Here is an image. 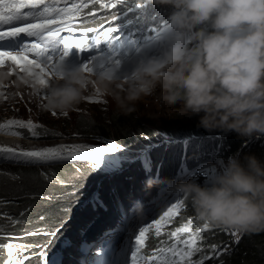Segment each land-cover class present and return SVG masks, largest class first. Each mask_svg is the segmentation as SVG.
I'll return each mask as SVG.
<instances>
[{"label": "clouds", "instance_id": "1", "mask_svg": "<svg viewBox=\"0 0 264 264\" xmlns=\"http://www.w3.org/2000/svg\"><path fill=\"white\" fill-rule=\"evenodd\" d=\"M149 2L173 8L170 32L154 55L131 56L122 61L126 72L123 76L118 74L119 64L106 67L104 60L92 72L83 67L69 70L64 61H59L49 69L51 77L32 69V74L20 77L17 87L28 86L33 96L43 93L44 108L52 113L69 114L88 96L100 94L115 104L118 114L129 116L137 110L138 102L154 97L160 105H180L179 116L200 115L198 126L208 132H235L247 139L264 136V0ZM152 18L157 20L159 15L151 11L146 20ZM130 64H134L131 71ZM5 79L7 74L0 73V84ZM41 79L47 83L41 84ZM4 130L0 133L13 135ZM158 136L155 138L160 139ZM181 137L185 138L182 143L197 139L195 133ZM10 161L1 163L41 165L40 161L35 165ZM175 163L184 175L185 166ZM217 168L205 186L194 180L177 182L157 177H149L145 184L151 188L164 183L192 205L200 221L213 227L242 233L264 231V164L255 156H246L243 163L235 156L227 164L220 161ZM85 207H89L86 212ZM92 209L86 197L82 198L72 212L73 219L78 211V221L83 215L89 220ZM35 253L25 256L31 259Z\"/></svg>", "mask_w": 264, "mask_h": 264}, {"label": "trees", "instance_id": "2", "mask_svg": "<svg viewBox=\"0 0 264 264\" xmlns=\"http://www.w3.org/2000/svg\"><path fill=\"white\" fill-rule=\"evenodd\" d=\"M161 6L168 9L169 13L173 12L171 6ZM156 13L157 11H153V15ZM137 124L135 114L129 116L116 114L113 118L108 117L107 123L103 120L82 117L76 123V128L74 125L73 128L80 133L81 137L98 139L102 143H104L103 137L122 136L124 139L119 146L130 149L136 141H146L147 138L144 137L155 140L156 134L153 130L138 129ZM198 125L197 122H191L181 126L180 129L169 130L166 133L180 136L195 133L197 139H203L202 145L194 143L199 140L166 145L162 148L166 154L163 160L157 157L148 159L151 163L149 171H135L130 175L116 176L105 181L102 180L104 177L102 173L105 172L103 167L97 169L65 163L40 169L38 166L7 165L4 171L0 172V229H2L0 230V247L14 244L19 247L20 257L38 251L47 242L49 243L50 233L66 220L71 211L75 210L76 204L82 198L96 192L98 194L96 200L89 204L90 207H93L89 213L91 215L89 220L86 215L81 216L79 221L76 216L71 220L78 230L72 245H68L63 253L66 252L65 257L74 255L79 244L93 235L87 234V227L90 224L96 222L97 230L101 228L105 230L121 225V222L135 208L140 209L143 205L158 202L160 196L165 199L169 195L171 197L168 201L169 204L182 200L178 195H172L171 189L167 188L164 183H158L157 186L151 188L146 186L145 181L149 177L175 180L172 170L164 169L161 173L163 163H182L185 166L188 179L205 186L203 184L209 178L206 173L198 170L211 157L215 156L214 146H217L225 157L239 156L243 163L246 156H255L264 164V136L247 139L240 137L235 132H230L225 133L227 136L222 139L215 140L214 135L219 134L218 131L208 132ZM49 131L41 133L37 131L38 135L33 136L31 132L22 128L4 130L10 134L19 133L18 136L27 139H55L54 136L48 135ZM76 172H80V174L76 178H71ZM181 176H183V171H181ZM106 185L108 187H104ZM74 192L76 195L73 194ZM78 193L79 196L76 197ZM99 196L103 198L101 202L97 200ZM180 213H184L183 216L167 228L169 233L164 236L155 234L150 237L146 249L143 251L148 255L147 257L157 254L160 248L172 246L184 248V245L177 243V238L170 234L191 220V234L196 235V247L199 249L191 257L194 264L206 256L210 258L204 259V264H264V231L242 233L238 243L233 245L234 248H231V246H227L229 240L227 230L211 225L207 229H203L204 222L196 216L190 203L183 201ZM156 214L158 213L156 212ZM84 217L87 222H84ZM88 223L89 225L86 227ZM33 233L35 234L33 235ZM189 235L190 233H181L179 239L182 241ZM20 246L25 247L21 249ZM217 253L219 254L217 255ZM29 260L30 258L23 264H29ZM70 260L72 263L76 262L77 256H73Z\"/></svg>", "mask_w": 264, "mask_h": 264}, {"label": "rangeland", "instance_id": "3", "mask_svg": "<svg viewBox=\"0 0 264 264\" xmlns=\"http://www.w3.org/2000/svg\"><path fill=\"white\" fill-rule=\"evenodd\" d=\"M97 40L99 39H91L89 40V44L97 43ZM140 43H141V39H136V37L132 36L130 33L128 39L124 38V40L122 41H117L116 39L111 40L109 45L105 49L106 56L105 58H103V60L106 62L105 66L111 67L113 64H118V63L120 64L122 61L130 58L136 53V51H138V48L136 49L135 45ZM89 63L90 60L88 59L87 64ZM9 66H11L10 68L13 69V74L12 75L7 74V79H5L2 84H0V124H4L8 120H23L25 122L31 120L34 124L38 126L36 131L41 133L43 131L50 130L48 135L55 137V139L50 140L48 142H38L34 140L26 141L24 139L19 138L21 141L18 145L15 146V149L42 150L45 148H59V147H69L70 149L71 146H84L85 149L91 151L96 148L110 146L111 143H115L118 146L119 144L122 143V140L124 139V137L122 136L111 135L109 138L103 137L102 140L104 143H102V141L98 139L94 140V139H88L86 137L85 138L81 137L80 133L78 131H75L73 128V125L76 128V123L82 117H89L92 120L95 119L98 121L103 120L107 123L108 117L113 118L116 114H118L115 104L110 99H106L103 95L95 94L92 96H88L80 105H78L75 111H72L67 116L60 113H56V115H53L52 112H49L44 108L43 93H41L39 96H33L31 93V89L28 86H23L19 88L17 87V82L20 79L19 76H23L24 74H22L18 69L14 68L11 62L9 63ZM7 68L8 67L6 66L0 67V73L1 72L7 73L8 72ZM97 100H99L100 103L93 102ZM179 108L180 105L168 106V105L157 104L155 102L154 97H146L137 103L136 105L137 110L134 113H132L135 114L137 117L138 124L136 125V127L138 129L153 130L156 135L160 136L159 138H161V140L162 138H165L164 140L166 141H162L161 143V141H157L158 139L155 140L145 139L146 141H136V143L133 144L132 145L133 147H131L130 149L121 148V146H119V151L115 153H109L112 156H115L116 154L120 157L119 158L120 161L118 160L119 168L112 171V172L115 171L114 177L130 175L131 173H133V171H137V172L141 170L149 171L151 166L150 161H147L146 163L144 161V163L138 164L139 167L136 166V164L142 160V158H138L139 156H141L140 154L142 152H145L147 154L151 151V149L157 148L155 149L157 150V152L154 151L155 152V153L153 152L154 156L153 155L152 156L154 158L157 157L163 160L166 154L164 153L163 149L160 151L158 150L161 149V147H163L164 144L167 143H169L170 145L176 143L182 144L183 139H175V140L168 139L170 137H178V134L176 136H168L166 132L169 130L180 129L181 126H184L185 124L191 122L199 123L200 115L179 116V113L177 111V109ZM17 128L19 127L11 126L10 128H6V129L15 130ZM22 129H26L27 131H29L27 128H22ZM217 131L219 134L214 135L215 140L222 139L224 136H227L222 134V132H220L219 130ZM186 140H188L189 142L191 140H199L198 142L195 141L194 143H198L199 145H202L201 143L203 139L189 138ZM213 150L215 152V156L212 157V159L208 162L207 166L203 169V171L206 173L207 177L210 180H212V178L216 174L218 170L217 166L220 161H223L225 164H227L229 159L234 157V156H228V157L223 156L222 151H220L217 146H214ZM105 158L108 159L113 157H105ZM1 162L3 161H0V163ZM36 162L37 161H34L33 164L31 165H35ZM65 163L74 164V165L86 163L87 166L93 168L90 161L83 159L41 162V165H35V166H38V168L41 169L44 167L50 168L49 166L65 164ZM144 165H146V168L144 167ZM6 166H7L6 163H1L0 172L4 171V168ZM121 168L122 171L120 170ZM164 169L172 170V172H174L176 176L175 181L177 182L189 181L185 172L184 175L181 176L180 170L177 167L176 163H163L161 173H163ZM105 172H107L106 176L109 177L110 172L108 171ZM105 172L103 171L102 174H104ZM79 174L80 172H76L73 174V177L71 178H76ZM190 175L192 176L193 174ZM73 194L76 195V192H74ZM171 194L175 195V193L173 192ZM169 203H167V201H165V199H162V196H160L158 197V202H153L146 206L143 205L140 209L135 208L121 222V225L115 227L114 229L108 228L102 230L101 228L97 230L98 224L96 222L94 224L93 223L90 224L87 227V234L88 235H91L93 233L94 234L93 236L84 239V242L79 244L76 252H74V256L75 257L77 256L76 261L78 262L79 260H81L80 262L81 264H87V261L97 254V252L99 251V246L106 241L113 240L116 246H121L124 242L128 241L129 237L132 236L133 231H138L139 228L144 227L148 224H153L157 219H160V217L167 210V208L172 205ZM165 206L167 207L165 208ZM88 208L89 207H85L84 212H86ZM162 208L165 209L162 211ZM156 212L159 213L158 218L154 220V222H151ZM74 213L78 217V211H75ZM176 215L173 216L171 218V221L163 227L161 233L165 231V228H167L171 222L175 221L177 217ZM118 228H120L121 231L118 232L117 231ZM77 230L78 228L74 225V223L67 224L66 228L62 230L61 235L59 234V239H57V237L53 239L52 242L56 243L53 244L55 245L53 246V248L57 247V250L53 253L50 252L47 253L48 257L50 258L49 261H51V263L49 264L62 263L64 259V253L62 254V251L63 249H66L69 243H71L74 240ZM226 230H227L226 233L229 237V240L227 241L228 243L227 246H231V248H234L233 245H236L238 243V240L240 239L242 232L229 230V229ZM165 233L167 234L168 232ZM233 233H237V234L233 235ZM153 235H155V229H151L146 234L144 247L141 249L142 251L146 249L148 240ZM57 244L59 245L56 246ZM9 245H12L14 248V256L18 258L20 257L21 252L19 251V247L15 246L14 244H7L5 246H1L0 254L2 255L0 256V264H6V262L9 260L8 251H7ZM85 246L88 247L89 249L88 251H85ZM50 248H52V246L49 247V249ZM38 252L39 251H36V255L29 260V264H42L40 256L37 255ZM28 257H30V255ZM20 259L23 260V258Z\"/></svg>", "mask_w": 264, "mask_h": 264}, {"label": "snow or ice", "instance_id": "4", "mask_svg": "<svg viewBox=\"0 0 264 264\" xmlns=\"http://www.w3.org/2000/svg\"><path fill=\"white\" fill-rule=\"evenodd\" d=\"M99 3L101 8L115 9L118 3L123 0H116V3H103L101 0H0V40L13 39L21 34L35 39L26 45L25 50L21 53H12L8 51H0V67L5 66L6 62H11L14 68L18 69L22 74H32V69H39L40 73L51 77L52 72L49 69L56 63L53 58L47 57V53L56 48L58 45L63 46V57H67L73 48L86 51L88 48L87 33L96 32L98 37L106 39L117 31L115 27H107L103 32L96 28L82 27L77 29L76 25L87 24V20H79L83 9L89 4ZM91 15H95L92 13ZM115 19V13H113ZM103 27V25H101ZM81 31L85 35L76 38L73 33ZM65 33V35H61ZM101 39V38H100ZM100 41L97 40V43ZM31 55V58L29 56ZM47 60L45 62V58ZM63 57L60 61H63ZM83 69L86 72L94 70L93 65L85 64ZM41 84H46L44 79L40 80ZM43 98L46 97L43 95ZM100 103L99 100L93 101ZM56 115V113H53ZM67 116L68 114H64ZM17 126L19 128H27L33 136H37V125L31 120L25 122L23 120H8L4 124H0V130ZM19 135V133H12ZM119 151V146L111 143L110 146L100 147L94 150H87L84 146H71L59 148H45L42 150H17L10 147H0V157L15 161H57L70 159H83L91 162L93 168L103 167L105 171H113L118 168V158L106 159V154ZM183 207V201L172 204L163 213L160 219L153 224H148L133 231L128 241L121 246H116L113 240L104 242L99 246L97 254L87 261V264H194L191 259L194 252L199 251L196 247L197 237L192 233L191 220L183 227L177 228L171 232V236L177 238V243H182L184 248L176 246L158 249L157 254L147 257L141 254L144 247L146 234L155 229V234L160 235L163 227L171 221V218L180 212ZM209 224L204 223L203 229H207ZM202 229V230H203ZM2 230V229H0ZM58 231V230H57ZM117 231H121L120 228ZM190 233L189 237L184 240L179 239V234ZM35 233H33L34 235ZM237 233H233L236 235ZM55 236L56 233H51ZM23 249L25 246H20ZM215 248V246H212ZM85 246V251H88ZM9 260L6 264H23L24 260L29 257H23V260L14 256V248L8 246ZM102 253V254H101ZM219 253H217L218 255ZM43 264H48L47 257L44 252L38 253ZM204 257L197 264H204Z\"/></svg>", "mask_w": 264, "mask_h": 264}, {"label": "bare ground", "instance_id": "5", "mask_svg": "<svg viewBox=\"0 0 264 264\" xmlns=\"http://www.w3.org/2000/svg\"><path fill=\"white\" fill-rule=\"evenodd\" d=\"M20 139L16 136H9L3 133H0V147H10V148H14L15 146L18 145L20 143ZM0 161L3 160H7L4 159L2 157H0ZM148 159L144 160L145 162H147Z\"/></svg>", "mask_w": 264, "mask_h": 264}, {"label": "water", "instance_id": "6", "mask_svg": "<svg viewBox=\"0 0 264 264\" xmlns=\"http://www.w3.org/2000/svg\"><path fill=\"white\" fill-rule=\"evenodd\" d=\"M7 162H12V161L7 160Z\"/></svg>", "mask_w": 264, "mask_h": 264}]
</instances>
